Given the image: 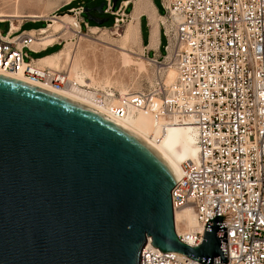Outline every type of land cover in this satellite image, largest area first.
<instances>
[{
  "label": "water",
  "instance_id": "water-1",
  "mask_svg": "<svg viewBox=\"0 0 264 264\" xmlns=\"http://www.w3.org/2000/svg\"><path fill=\"white\" fill-rule=\"evenodd\" d=\"M177 181L121 124L0 75V264H140L148 239L162 253L226 264L220 216L206 222L198 247L178 239Z\"/></svg>",
  "mask_w": 264,
  "mask_h": 264
},
{
  "label": "built area",
  "instance_id": "built-area-1",
  "mask_svg": "<svg viewBox=\"0 0 264 264\" xmlns=\"http://www.w3.org/2000/svg\"><path fill=\"white\" fill-rule=\"evenodd\" d=\"M159 5L165 55L154 60L160 64L154 84L117 95L115 106L113 89H90L92 101L109 104L119 118L133 110L163 125L192 127L197 157L181 164L171 205L173 215L190 208L198 229L178 235L175 228L178 239L198 247L206 222L220 216L226 264H264V0H159ZM69 11L77 33L88 30L83 11ZM41 21L46 19L23 18L15 31L10 19H0L9 25L0 33V73L21 74L54 91L69 88L64 71L40 69L37 59L28 58L27 51L41 53L48 46L33 52L40 29L21 26ZM165 67L175 70L170 84L163 80ZM140 256V264H202L162 253L148 240Z\"/></svg>",
  "mask_w": 264,
  "mask_h": 264
},
{
  "label": "bare ground",
  "instance_id": "bare-ground-1",
  "mask_svg": "<svg viewBox=\"0 0 264 264\" xmlns=\"http://www.w3.org/2000/svg\"><path fill=\"white\" fill-rule=\"evenodd\" d=\"M19 1L20 0L15 1L16 6L13 11L7 12L0 10V19H10L12 22L11 27L15 31L18 30L20 22L23 18L30 20L46 19V21L48 22L47 28L44 27L40 29L39 38L37 41L33 42L31 46L32 49L38 50L40 48L50 46L60 40L66 34H68V36L71 35L72 37L77 38V41L73 43L67 42L66 44H64L63 48L56 53L37 59V61L35 62L40 69L45 67L52 71H64L67 76L69 88L54 91L50 85L30 82L21 74L4 75L0 73L1 76L54 92L121 124L125 128L138 135L151 148H153L172 168L177 177L179 176L180 167L183 162L196 159V137L192 127L181 126L177 124L163 125L161 121H156L152 117L144 115L142 113H135V111L133 110H129L126 117L119 118L114 116L110 112L109 104L98 105L92 101V94H90V89H113V86L118 95H124L125 93H127L129 91L127 87L128 85L126 86L124 85V83L122 84L118 81L114 82V86L111 78L116 74L118 69L120 70L135 67L140 72L144 71V63L142 62V60H140V58L134 60L132 56L134 55V53L130 52L131 50L127 51L124 47L119 48L120 54L118 56H109L101 52L100 54L103 59L101 69L103 71L101 76H98V78H96L97 71L99 70L97 60L98 57L96 54L97 47L94 45L89 47L90 55L88 57L90 58H87L85 53L88 49V46L81 43L82 39H84L85 36L81 33L78 34L74 29V27L78 26L77 19H75L74 15L67 13L62 16L48 17L47 19V17L41 12H30V10L27 13H23L18 9ZM130 3L133 4L130 19L131 21L127 25L126 34L123 36V40L125 39L126 41V39H128L132 35L139 37V18L142 15H145L150 25L149 47H155L158 41L159 30L157 24V19L159 16L156 13L155 7L150 0H131ZM126 5H128V3L126 1H123V6ZM160 19L162 18L160 17ZM90 31L91 35L97 34L99 32V29L97 27H93L90 28ZM134 38L135 37H133V39ZM92 40L96 41L102 46L108 45L106 42L98 40L96 38H93L90 41ZM159 66L160 64H156L157 68ZM174 79V68L165 67V83L170 84L174 81ZM117 102L118 96L114 94V97L110 100V104L115 106ZM174 219L176 223L175 228L178 235L188 234L198 229V224L196 222L194 212L190 208H185L179 211L176 210L174 212ZM149 241L150 239H148V242Z\"/></svg>",
  "mask_w": 264,
  "mask_h": 264
},
{
  "label": "rangeland",
  "instance_id": "rangeland-1",
  "mask_svg": "<svg viewBox=\"0 0 264 264\" xmlns=\"http://www.w3.org/2000/svg\"><path fill=\"white\" fill-rule=\"evenodd\" d=\"M15 1L16 0H0V8H1L0 10L7 12L13 11L16 6ZM150 1L152 2L153 6L155 7L157 15L159 16L157 19V24L160 33V41H162V29H161L162 19H160V17L162 18L163 11L160 8L159 0H150ZM99 3L105 4L104 11L107 10L108 13L104 14L103 12V14H99V13L90 14L93 19L105 21L104 23L102 22L101 24L95 23V25L99 29V32L97 34L91 35L90 28H93L95 26H93L92 22L89 21L87 14H83V12L81 14V19L83 21L87 20L91 23L88 24V30L84 28L82 29V35H84L85 37L84 39H82L81 43L88 46V49L85 53L86 57L90 58L88 57L90 55L89 47L93 45L97 47L96 54L98 57L97 60H98L99 70L97 69L98 71L96 74L97 75L96 78H98V76H101L103 71L101 69L103 59L100 53L103 52L109 56H118L120 54L119 48L124 47L127 51L131 50L130 52L134 53V55H132L134 60H137V58H140V60H142V62L144 63L145 70L140 72L135 67L120 69V70L118 69L116 74L111 78L113 85L115 86L114 82L119 81V83L122 84L124 83V85L126 86L128 85L127 87L129 91H139V90L148 89L155 82V71L157 70V67L156 64L154 63V60L160 62L162 60L161 56H164L165 52L162 51V49L160 48V52L156 53L155 56H153L151 54L152 52L149 51L150 25L145 15L141 16L143 17V20H141V17L139 18L140 20L138 22L139 34H140L139 37L132 35L130 36L131 38L129 37L128 39H126V41L125 39L123 40V36L126 34L127 25L131 21L130 20L131 12L133 9L132 3L128 4L127 6H123V1H120L116 9L113 10L112 0H26V1L20 0L18 4V9L23 13H27L30 10H31L30 12H35V11L36 13L41 12L48 19V17L62 16L64 14H67L66 12L71 9L83 11V9L86 8L96 7ZM46 24H48L47 21H41L37 23L28 22L22 25L21 29L25 31L37 30L42 27L43 28L47 27ZM8 27H9L8 23H0V33L2 35H5V33L8 30ZM65 36L62 37L63 39L61 38L60 40H58L52 48L44 52L32 53L27 51L28 58L36 59L44 55L53 54L59 51L60 49H62L64 44H66L67 42L73 43L77 41L76 37H72L71 35L68 36V34H66ZM133 37L135 38L133 39ZM90 38L91 39L96 38L98 40H102L106 42L108 45L102 46L96 41L93 40L90 41L91 40ZM163 43L165 44V39ZM163 80H165V72H164ZM112 88L115 91V88L113 86ZM115 93L117 96L118 94L116 91Z\"/></svg>",
  "mask_w": 264,
  "mask_h": 264
},
{
  "label": "trees",
  "instance_id": "trees-1",
  "mask_svg": "<svg viewBox=\"0 0 264 264\" xmlns=\"http://www.w3.org/2000/svg\"><path fill=\"white\" fill-rule=\"evenodd\" d=\"M120 1H128V0H117L116 1V3L114 4V6L112 7L113 8V10H115L116 9V7L118 6V3L120 2ZM100 5V3L97 5V6H99ZM96 6V7H97ZM104 8H105V4H104V6H103V8H102V10L104 11ZM161 8V7H160ZM162 10V9H161ZM83 14H87V16H88V18H91V19H93L92 17H91V15H90V12L89 13H83ZM141 20H143V17H141ZM90 22H92V25L93 26H95V27H97L96 25H95V23L92 21V20H89ZM89 21H87V20H85V22H87L88 24H91ZM105 21L103 20V23H104ZM43 28V27H42ZM39 29H41V28H39ZM164 36H163V34H162V41H161V46H160V48L162 49V51H164V46H165V44L163 43V41H164ZM50 55V54H49ZM45 56H48V55H44V56H42V57H39V58H36V59H40V58H43V57H45Z\"/></svg>",
  "mask_w": 264,
  "mask_h": 264
},
{
  "label": "crops",
  "instance_id": "crops-1",
  "mask_svg": "<svg viewBox=\"0 0 264 264\" xmlns=\"http://www.w3.org/2000/svg\"><path fill=\"white\" fill-rule=\"evenodd\" d=\"M128 4H130V2H131V0H128V1H126ZM127 6V5H126ZM140 21V20H139ZM56 43V42H55ZM55 43H53L52 45H50V46H48V48H47V50L48 49H50V48H52L53 46H54V44ZM160 46H161V41H160V33H159V30H158V41H157V44H156V48L155 47H152V48H149V51L150 52H152L151 54L153 55V56H155V54L156 53H159L160 52ZM44 48V47H43ZM41 49V48H40ZM36 51H38V50H34L33 49V52H36ZM46 51V50H45ZM44 52V51H43ZM56 53V52H55ZM54 54V53H53ZM51 55V54H50Z\"/></svg>",
  "mask_w": 264,
  "mask_h": 264
},
{
  "label": "flooded vegetation",
  "instance_id": "flooded-vegetation-1",
  "mask_svg": "<svg viewBox=\"0 0 264 264\" xmlns=\"http://www.w3.org/2000/svg\"><path fill=\"white\" fill-rule=\"evenodd\" d=\"M90 8H95V7H90ZM91 13H97V12L92 11V12H90V14H91Z\"/></svg>",
  "mask_w": 264,
  "mask_h": 264
}]
</instances>
